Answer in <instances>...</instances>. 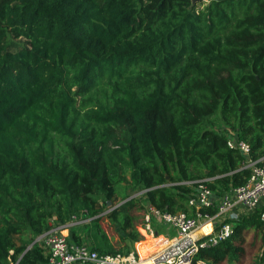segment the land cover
I'll use <instances>...</instances> for the list:
<instances>
[{"label":"trees","instance_id":"trees-1","mask_svg":"<svg viewBox=\"0 0 264 264\" xmlns=\"http://www.w3.org/2000/svg\"><path fill=\"white\" fill-rule=\"evenodd\" d=\"M200 1L0 0V264H49L32 242L51 221L129 253L146 203L193 215L201 182L221 195L248 181L233 135L264 163V0ZM129 170L144 200L116 202ZM262 210L196 261L238 259L255 229L264 264Z\"/></svg>","mask_w":264,"mask_h":264},{"label":"built area","instance_id":"built-area-1","mask_svg":"<svg viewBox=\"0 0 264 264\" xmlns=\"http://www.w3.org/2000/svg\"><path fill=\"white\" fill-rule=\"evenodd\" d=\"M228 145L246 157L244 167L251 170L248 181L221 195L201 182L189 199V205L195 208L193 215L185 211H163L149 205L145 227L155 242L148 247L147 255L142 256L134 249L126 254H101L86 243L73 241L64 233L63 226H57L46 233L49 264H206L196 261L199 252L220 244L235 233L234 224L226 222L230 212L239 208L241 214H247L264 207V163L251 158L252 149L247 141L233 135ZM212 207L217 208L215 214L203 210ZM154 216L175 232L160 234L155 231ZM261 219L264 221V210Z\"/></svg>","mask_w":264,"mask_h":264},{"label":"rangeland","instance_id":"rangeland-1","mask_svg":"<svg viewBox=\"0 0 264 264\" xmlns=\"http://www.w3.org/2000/svg\"><path fill=\"white\" fill-rule=\"evenodd\" d=\"M207 1L208 0H201L199 6L205 5V3ZM211 121L213 123V124H211L212 127H214L215 129H217L219 131H226L227 128L225 126H221V123H220V120H219L218 116L213 117L211 119ZM120 191H121V194L119 195V197L116 200V202H119V201L122 200L123 194L130 195V197L132 195H137V197H139L142 200H144V195L142 193V190L139 189L138 185L134 181L132 170H129L126 173V178H125V180L123 182V188H121ZM99 197L102 198L103 196L99 195ZM108 207L110 208L111 205L110 206L108 205ZM109 210H111V208L110 209H108V208L106 209L107 212ZM154 217H156V216H154ZM236 218L237 217L229 218V219L226 220V222L232 223V224L235 225L236 223H235L234 219H236ZM157 228L161 231L160 233H162V234H165V229H167L166 227H163L162 223H157L155 225V229H157ZM170 230H171L170 232L173 234L174 233V229L170 228ZM45 233H43L40 236H36L37 237L36 239H37V241H40L41 243H43L46 246V242H45L46 234ZM27 236L29 237L30 235H27ZM243 237H244V240H245L244 243H243V247H244L243 253H241V255H240V257L238 259H234V260L233 259H228L223 264H255L256 259L259 257V255L262 252L261 234L259 232H257L255 229H249V230L245 231V233L243 234ZM19 240H20V238H19ZM237 240L238 241H235V244L240 245L241 242L239 241V239H237ZM45 253L47 254L48 252L45 251Z\"/></svg>","mask_w":264,"mask_h":264},{"label":"crops","instance_id":"crops-1","mask_svg":"<svg viewBox=\"0 0 264 264\" xmlns=\"http://www.w3.org/2000/svg\"><path fill=\"white\" fill-rule=\"evenodd\" d=\"M143 193V192H142ZM218 194V193H217ZM133 196V195H132ZM134 196H137V195H134ZM133 196V197H134ZM131 198V197H130ZM150 204H148V203H146V206H147V208H148V206H149ZM110 206V205H109ZM242 212H241V209H239V208H237V209H235V210H233L232 212H230L229 214H228V216H227V219L228 218H233L234 216H241V215H243V214H241ZM157 223H162L163 224V227H166L167 229H165V233L166 232H170L171 230H170V227L169 226H167L166 224H164V222L161 220V219H158L157 217H153V220H152V226H153V228H154V230L155 231H157L158 233H160L161 231L157 228V229H155V225L157 224ZM50 225H51V228L53 229V228H55V227H57V223H55L54 221H51V223H50ZM63 231H64V233L65 234H67L68 235V237L69 238H71L72 239V236H71V234H72V231H74V230H77L80 234H82L83 235V237H85L84 236V228L80 225V222L79 221H74V222H72V223H70L69 225H66V226H63V229H62ZM174 232H175V230H174ZM47 233V232H46ZM45 233V234H46ZM171 233V232H170ZM160 234H162V233H160ZM73 240V239H72ZM154 242H155V240L153 239V237H152V235H151V232L149 233L148 232V230H146V238L144 239V240H141V241H138V242H136V243H133V246L135 247V250H138L139 252H140V245L141 244H146V247H145V250L147 251V254H148V247L149 246H153L154 245ZM45 248H47L46 246H45ZM48 249V248H47ZM46 249V251L49 253V249L47 250ZM151 249V248H150ZM141 253V252H140ZM146 254V255H147ZM83 264H90V263H83Z\"/></svg>","mask_w":264,"mask_h":264},{"label":"bare ground","instance_id":"bare-ground-1","mask_svg":"<svg viewBox=\"0 0 264 264\" xmlns=\"http://www.w3.org/2000/svg\"><path fill=\"white\" fill-rule=\"evenodd\" d=\"M145 247H146V244L145 245L141 244L140 247H139L140 248V252L142 253L143 256L147 254V251L145 250Z\"/></svg>","mask_w":264,"mask_h":264},{"label":"water","instance_id":"water-1","mask_svg":"<svg viewBox=\"0 0 264 264\" xmlns=\"http://www.w3.org/2000/svg\"><path fill=\"white\" fill-rule=\"evenodd\" d=\"M197 1H198V0H193V3H196ZM133 196H134V195H133ZM133 196H131V198H132ZM107 204H108V205H112V201L108 200ZM36 241H37V239L32 243V245H33ZM32 245H31V246H32Z\"/></svg>","mask_w":264,"mask_h":264}]
</instances>
